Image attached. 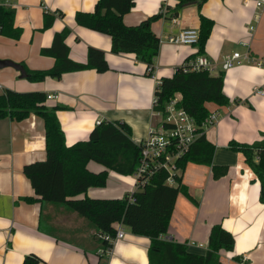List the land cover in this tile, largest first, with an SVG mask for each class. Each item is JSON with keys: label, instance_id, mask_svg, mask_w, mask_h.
Returning <instances> with one entry per match:
<instances>
[{"label": "crops", "instance_id": "0c3cea01", "mask_svg": "<svg viewBox=\"0 0 264 264\" xmlns=\"http://www.w3.org/2000/svg\"><path fill=\"white\" fill-rule=\"evenodd\" d=\"M95 2L0 0L1 5L14 9V24L21 28L18 38L0 34V59L19 62L29 69H49L54 57L42 55L40 49L51 44L55 32L68 27L65 42L71 59L85 61L87 47L94 46L104 51L109 67L101 73L77 70L63 73L59 79L46 77L41 81L19 78L16 70L5 67L0 69V93L9 88L50 95L45 103L57 107L66 145L86 139L100 121L127 123L131 139L137 144L151 127L160 125L161 116L153 109L157 80L171 76L198 50L196 44H175L167 38L182 28L198 29L199 13L212 18L213 27L199 55L210 61L211 74L223 72V92L230 102L223 106L208 104L216 119L203 127V134L215 146L212 163L226 166L227 171L214 178L209 165H186L181 182L187 192L178 194L168 229L161 238L184 242L190 252L204 254L212 225L221 223L233 234L235 243L232 251L219 252L220 264H264L260 184L244 155L228 147L230 140L251 144L264 138V95L255 93V88L264 87V7L256 6L255 0H204L200 7L196 1L135 0L123 15L126 25H137L159 11L163 14L151 23L159 38V50L149 74L146 64L134 54L112 53L108 35L75 23V12L89 11ZM178 3L173 22L166 8ZM46 14L55 19L49 28L42 29ZM234 51L248 52L253 61L243 60L223 70V58ZM179 97L176 94L177 100ZM44 157L45 134L40 117L30 114L20 121L0 119V264H21L28 253L41 259L38 264H148L149 238L134 234L123 223L113 224L121 225L124 235L115 240L107 257H101L95 227L85 218L61 206L19 199L37 198L22 168ZM87 168L99 171L104 166L90 160ZM134 189L133 175L109 171L105 186L90 187L77 197L120 198Z\"/></svg>", "mask_w": 264, "mask_h": 264}, {"label": "trees", "instance_id": "16d2710c", "mask_svg": "<svg viewBox=\"0 0 264 264\" xmlns=\"http://www.w3.org/2000/svg\"><path fill=\"white\" fill-rule=\"evenodd\" d=\"M135 0H96L89 11H76V24L104 33L110 37L112 53H132L144 62L147 68L152 64L159 50V38L152 31L151 23L161 15V11L144 18L137 25H126L123 15L134 5ZM196 1L200 7L204 0ZM166 8L169 16L177 17V8ZM61 15V13H60ZM197 53L188 56L177 66L171 76L162 77L155 86L153 97L155 111L163 112L167 102L180 97L177 105L194 118L197 126L211 110L208 104L227 105L229 97L223 92L224 74L216 75L207 70H188L189 61L204 52L205 42L213 27L212 18L199 13ZM55 19L52 14L43 18L42 29L51 26ZM70 29L63 28L54 33L51 44L40 49L42 55L54 57L49 69H29L25 65L29 81H41L46 77L59 79L63 73L93 69L99 73L109 69L104 51L88 46L85 61L79 62L69 57V47L65 39ZM21 28L14 24V9L0 4V34L18 38ZM187 69V70H186ZM151 71H148L150 74ZM46 94L42 91H15L9 88L0 93V119L10 118L20 121L30 114L43 120L45 134V157L23 165V173L29 179L37 198L22 196L26 202L39 201L61 206L85 218L95 227V238L100 247L110 246L108 237L114 236V223L121 222L131 232L149 238L147 247L148 264H220L221 250L232 251L234 236L221 223L212 225L204 254L187 250L186 243L163 239L167 231L175 202L179 193L187 188L181 182V173L188 163L204 164L211 167L214 178L227 171L224 165L212 163L215 146L202 133L176 161L180 174L175 175L176 184L166 183L167 172L158 169L148 176L141 188L126 193L120 198L77 197L90 187L105 186L109 171L120 175H132L139 164L140 144L131 139V128L123 121H100L89 132L88 137L72 145H66L64 132L56 115L57 107H48ZM229 149L244 155L245 163L259 181L258 200L264 204V138L251 144L230 140ZM92 160L104 166L99 171H91L87 163ZM42 229V224L39 223ZM102 257V256H101ZM237 260V257H235ZM41 259L28 253L21 264H38Z\"/></svg>", "mask_w": 264, "mask_h": 264}, {"label": "built area", "instance_id": "2783aa9c", "mask_svg": "<svg viewBox=\"0 0 264 264\" xmlns=\"http://www.w3.org/2000/svg\"><path fill=\"white\" fill-rule=\"evenodd\" d=\"M255 4L258 7H264V0H255ZM171 20L174 22L176 16H172ZM249 28H252V26ZM167 40L175 44L194 45L198 40V29L190 27L182 28L176 35L169 36ZM243 60L253 61L248 52L241 54L239 51H234L223 58L221 67L223 70H226L240 64ZM257 64L260 66L261 62L257 61ZM188 67V70L194 71L212 70L210 61L203 55H198L193 60H190ZM147 69L148 71H152L150 67ZM159 81L157 80L156 86L159 84ZM255 93L264 95V87L255 88ZM46 97L49 98L50 95ZM155 103L156 99L153 97V105ZM156 112L161 116L160 125L158 127H151L148 134L137 143L140 144L141 151L139 164L132 174L135 179V189L133 191L146 184L148 176L158 169H164L167 172L166 183L175 185V175L179 171L176 161L188 150L194 140L203 133V127L216 119V113L210 112L201 125L202 129H200L194 118L177 105V98L170 99L165 105L163 112ZM118 223L122 224L121 222ZM123 235L124 231L121 225L115 227L114 236L106 237L109 240L110 246L100 247L98 249L99 255L107 257L112 244L115 240L122 238Z\"/></svg>", "mask_w": 264, "mask_h": 264}, {"label": "water", "instance_id": "95a60500", "mask_svg": "<svg viewBox=\"0 0 264 264\" xmlns=\"http://www.w3.org/2000/svg\"><path fill=\"white\" fill-rule=\"evenodd\" d=\"M5 67H11L14 70H16L19 74V78L27 77V73L25 71L23 64L19 62H15L10 59H0V69L5 68Z\"/></svg>", "mask_w": 264, "mask_h": 264}, {"label": "rangeland", "instance_id": "374dc122", "mask_svg": "<svg viewBox=\"0 0 264 264\" xmlns=\"http://www.w3.org/2000/svg\"><path fill=\"white\" fill-rule=\"evenodd\" d=\"M19 76V74L17 75V77ZM96 164V163H95ZM111 176H114V175H111ZM115 176H117V175H115ZM128 176V175H127ZM129 176H131V175H129Z\"/></svg>", "mask_w": 264, "mask_h": 264}]
</instances>
